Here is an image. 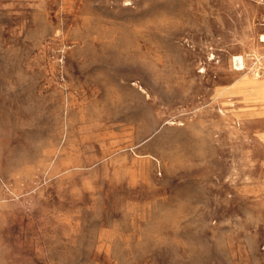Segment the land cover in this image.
I'll return each mask as SVG.
<instances>
[{"label":"rangeland","instance_id":"obj_1","mask_svg":"<svg viewBox=\"0 0 264 264\" xmlns=\"http://www.w3.org/2000/svg\"><path fill=\"white\" fill-rule=\"evenodd\" d=\"M263 34L264 0H0V264H264Z\"/></svg>","mask_w":264,"mask_h":264},{"label":"bare ground","instance_id":"obj_2","mask_svg":"<svg viewBox=\"0 0 264 264\" xmlns=\"http://www.w3.org/2000/svg\"><path fill=\"white\" fill-rule=\"evenodd\" d=\"M262 39H264V34L261 36ZM233 63L237 68H242L244 65V59L240 55H235L232 57Z\"/></svg>","mask_w":264,"mask_h":264}]
</instances>
